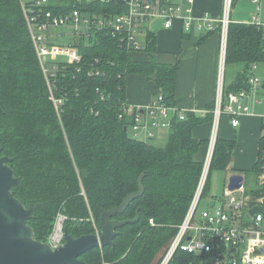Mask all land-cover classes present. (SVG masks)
<instances>
[{
  "label": "trees",
  "instance_id": "1",
  "mask_svg": "<svg viewBox=\"0 0 264 264\" xmlns=\"http://www.w3.org/2000/svg\"><path fill=\"white\" fill-rule=\"evenodd\" d=\"M62 2L71 9L68 0ZM93 38L57 41L77 45L82 57L79 64L66 63L57 74L55 94L64 100L56 110L19 0H0V147L20 178L12 193L24 206L41 203L28 224L34 238L46 242L59 212L66 215L64 227L74 237L93 233V222L100 231L101 211L136 191L142 175V195L115 216L123 220L137 214L138 220L117 228L113 245L94 247L78 258L81 264H158L198 181L202 160L197 157L207 140L197 139L193 132L198 124L211 123L215 91L204 116L171 119L164 128L168 133L163 144L150 142L155 134L138 139L131 130L133 115L119 117L127 103L128 76L140 75L155 82L156 95L175 106L180 61L156 59L153 31L148 32L140 50L146 56L143 59L135 56L139 51L121 46L117 37L98 34ZM263 49V28L240 22L229 25L225 65L237 68L229 81L224 78V101L229 93L249 88L251 65H264ZM90 70L98 73L89 75ZM260 139L257 161L247 172L254 176L263 170V135ZM235 146V140L218 136L210 171L225 170ZM209 178L210 174L201 198L209 191ZM201 258L177 249L168 264H197Z\"/></svg>",
  "mask_w": 264,
  "mask_h": 264
},
{
  "label": "built area",
  "instance_id": "2",
  "mask_svg": "<svg viewBox=\"0 0 264 264\" xmlns=\"http://www.w3.org/2000/svg\"><path fill=\"white\" fill-rule=\"evenodd\" d=\"M69 9L62 0H19L26 27L36 51L41 70L49 91V99L56 110L63 98L56 96L57 74L67 64H79L82 54L78 46L67 42L58 43L66 38H92L98 34L117 37L121 46L131 51H140L148 32H155V24L161 29H170L176 22L186 34H219L218 63L214 107L210 131L202 159L198 181L184 218L177 228L168 253L160 264H168L172 253L183 250L202 256L197 264H264V210H253L243 200L228 193L219 203L202 210L195 221V213L207 179L219 135V124L223 116L228 117L230 125H239L241 115H254L256 111L248 104L260 105L258 113L264 128V69L261 64L253 63L247 78L248 89L229 93L223 100L225 50L228 27L237 23L231 19L234 0H222L218 16L209 12L195 13L194 0H68ZM256 5L248 24L264 29V20L259 17L260 0H251ZM98 41L96 40L95 43ZM264 51V49H263ZM80 68L77 67L76 71ZM97 74L90 70L88 74ZM203 114L205 111L202 112ZM132 114L134 123L131 130L134 136L153 137L155 130L168 128L176 116H185L175 106L163 102L160 94L147 105L124 103L119 117ZM264 137V134H263ZM262 171L264 172V144L261 149ZM227 192L229 191L226 187ZM243 190V185L240 189ZM237 191V190H236ZM66 215L57 213L53 229L47 243L55 248L63 243V228ZM94 233L99 230L94 226ZM187 237L190 239L187 240Z\"/></svg>",
  "mask_w": 264,
  "mask_h": 264
},
{
  "label": "crops",
  "instance_id": "3",
  "mask_svg": "<svg viewBox=\"0 0 264 264\" xmlns=\"http://www.w3.org/2000/svg\"><path fill=\"white\" fill-rule=\"evenodd\" d=\"M221 5L222 0H194L195 13L206 11L213 16H218L221 11ZM259 17L263 20L261 18V8ZM157 26L160 27L158 24ZM163 31L164 37H156V47L158 50L156 59L159 62L165 63H173L177 59L180 61L175 87V107L184 114V120L191 116H204L206 105L212 101L215 91L219 34L217 31L198 33L196 35H194L195 33L186 34L182 31L179 21L172 28L163 29ZM202 36L205 38L202 39ZM198 38L202 39L200 43L197 41ZM135 56L138 59L146 57L140 51ZM261 69L263 71L264 65H262ZM130 76H135V82L134 85L129 84L127 79V103L139 106L147 105L158 92L155 82L151 80L150 82L146 81L142 79L144 76L140 75H129L128 78ZM248 104L252 106L256 114L241 115L239 117V125L236 127H232L229 118L223 116L219 124L218 135L222 139L235 140V148L240 147L241 151L237 160L234 162L232 159L230 160L231 171L229 173H240L243 175L244 193L247 172L257 161L260 138L264 134V128L258 115V113L262 112V107L260 105H253L250 100H248ZM203 111H205L204 114L202 113ZM163 130L166 129L155 130V136L162 134ZM209 131L210 121H207L198 124L193 133L197 139L207 140ZM165 140L162 141V144ZM199 152L203 157L205 146ZM197 158L199 159V157ZM254 177L255 183L264 188V172L258 171ZM211 202L213 203L212 206L217 205L219 199L209 197L207 207H212L210 206ZM244 202L246 206L251 207L252 211L264 210V189L258 190L252 196H245Z\"/></svg>",
  "mask_w": 264,
  "mask_h": 264
},
{
  "label": "water",
  "instance_id": "4",
  "mask_svg": "<svg viewBox=\"0 0 264 264\" xmlns=\"http://www.w3.org/2000/svg\"><path fill=\"white\" fill-rule=\"evenodd\" d=\"M155 74L152 75V78ZM126 130V128H124ZM0 147V264H81L79 256L94 247L113 245L116 229L138 220V215L132 219L119 220L116 215L122 214L130 202L142 195V175L138 179V189L126 194L121 202L100 213L99 234L89 233L74 237L66 227L63 228V243L55 248L47 242L34 238L33 230L28 224L33 211L41 203H31L24 206L14 196L12 189L19 183L9 162L11 158L1 154ZM244 177L240 173L228 176L226 188L236 191L243 185ZM212 202L210 206H212ZM190 238L187 237V240Z\"/></svg>",
  "mask_w": 264,
  "mask_h": 264
},
{
  "label": "rangeland",
  "instance_id": "5",
  "mask_svg": "<svg viewBox=\"0 0 264 264\" xmlns=\"http://www.w3.org/2000/svg\"><path fill=\"white\" fill-rule=\"evenodd\" d=\"M260 3H261V5H260L261 6V18L264 20V3H263V0H260ZM253 13H256V5L251 0H236L235 2H233L232 9H231V19L233 21H237L240 23H246L247 24ZM154 30H155L156 37H164L163 29L158 27L157 24H155ZM198 33L199 32L195 33L194 35H196ZM141 45L144 46L143 43ZM236 68H237L236 65H227V66L225 65V67H224V78H225L226 82L232 78L233 73H234ZM134 77L135 76H130L128 78L129 84L131 83L134 85V82H135ZM142 79L150 82V80L148 78L142 77ZM167 133H168V130H163L162 134L155 136L154 138L150 139V142L153 144H156V145H161L162 141L165 140V138L167 137ZM137 138L141 139V136H137ZM240 151H241L240 147L233 149V152H232L233 155L231 157L233 162L237 160V157H238ZM198 157L200 160L203 159L200 152L198 153ZM230 165H231V163H229L226 170L220 169V168L211 169L210 178H209V180H210L209 191L199 201L198 207L196 209L195 217H194L195 221L198 219L202 210L206 209V207L208 205V198L209 197H213L215 199H221L223 197L224 193H225V195L228 193H231V194L235 195V197L237 199L244 201L245 196H252L258 190L264 189L258 183H255L254 175H252L251 173H248L246 176L247 182L245 185V193H244V190H237V191H233V192H227L226 190H224L225 189V180H226L227 176L230 174L229 172L231 171ZM93 226H95L94 222H93ZM172 239L169 242V244L167 245L168 247L164 250L163 254H161V258H160V261L158 264H160V262L167 255L168 248L172 243ZM175 251L172 253L170 260L172 259Z\"/></svg>",
  "mask_w": 264,
  "mask_h": 264
}]
</instances>
